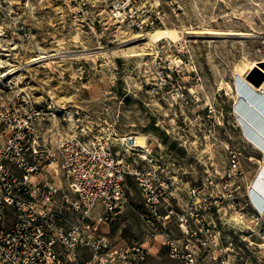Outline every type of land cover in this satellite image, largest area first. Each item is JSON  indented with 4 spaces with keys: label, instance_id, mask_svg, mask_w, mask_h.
<instances>
[{
    "label": "rangeland",
    "instance_id": "1",
    "mask_svg": "<svg viewBox=\"0 0 264 264\" xmlns=\"http://www.w3.org/2000/svg\"><path fill=\"white\" fill-rule=\"evenodd\" d=\"M82 1L87 7L78 12ZM148 9L162 14L153 29L168 30L138 39L153 29L142 34L111 21L102 0H0V75L16 70L0 77V88L8 98L24 97L26 108L44 110L40 128L46 140L67 138L79 127L90 137L110 136L120 114L118 131L148 137L182 189L209 176L221 181L236 153L245 195L264 155L239 122L238 82L241 68L248 70L253 61L258 67L246 78L257 85L264 77V0H149ZM214 31L244 35L209 34ZM131 45L153 54L107 55ZM43 55L48 58L31 61ZM128 190L130 206L117 224L103 229L114 241L144 242L147 233L136 211L143 206L141 191L132 179ZM225 211L213 217L223 246L235 255L231 264H264L263 241L252 231L251 216L239 223L234 218L240 214ZM149 264L176 262L162 249Z\"/></svg>",
    "mask_w": 264,
    "mask_h": 264
},
{
    "label": "built area",
    "instance_id": "2",
    "mask_svg": "<svg viewBox=\"0 0 264 264\" xmlns=\"http://www.w3.org/2000/svg\"><path fill=\"white\" fill-rule=\"evenodd\" d=\"M102 1L111 21L132 32L147 33L163 21L161 11L152 15L149 0ZM77 7L81 12L87 3ZM24 102L0 88V264H149L162 249L176 264H231L235 255L223 246L213 217L229 209L251 216L264 249V211L253 202L252 186L243 195L238 154L221 181L209 176L182 189L148 137L142 146L137 135L118 131L120 114L110 136L90 137L79 127L67 138L46 140L44 110ZM128 179L143 198L136 211L144 242L114 241L103 229L130 206Z\"/></svg>",
    "mask_w": 264,
    "mask_h": 264
},
{
    "label": "bare ground",
    "instance_id": "3",
    "mask_svg": "<svg viewBox=\"0 0 264 264\" xmlns=\"http://www.w3.org/2000/svg\"><path fill=\"white\" fill-rule=\"evenodd\" d=\"M112 23V22H111ZM118 27V26H117ZM120 28V27H119ZM121 29V28H120ZM165 30H168V27H158L153 29L151 32H149L145 37H142L140 35H135L134 38H149V35L151 33H156L158 31L164 32ZM188 34H198L201 35L203 33L201 32H193L190 31ZM209 34L211 35H223V36H230V35H237V36H243L244 33L242 32H210ZM161 41L157 40L155 43ZM212 42V41H211ZM148 44V43H146ZM153 53L151 52H146V48H144L141 45H131L127 48L119 49L114 51L111 55L107 54L110 58L113 56H122L125 58H142V57H147L152 55ZM48 57L46 56H41L39 58L33 59L31 61H42L44 59H47ZM248 61V60H247ZM3 61L0 60V64H2ZM264 63V61H262ZM259 62L253 61L248 65V70H245L241 68V74H239L240 81L238 82V88H240V91L242 90V93L237 97L238 99L240 98V101H238L239 109H240V114L238 115L239 122L244 128V135L247 136V139L250 140V142L254 145V147L259 150L263 155H264V83L262 85H255L252 82H250L246 78V74L250 70H254L258 67ZM3 67V66H1ZM260 68V67H259ZM243 69V70H242ZM260 70H262L260 68ZM16 72V70H10L8 71L4 76L1 74L0 77H6L9 76L10 74ZM237 73V72H236ZM224 83V82H223ZM227 85V84H226ZM221 90L225 89V86H221ZM220 89V88H219ZM228 92L230 94L234 93L233 87L229 84L227 85ZM239 91V92H240ZM229 94V95H230ZM233 96V95H232ZM236 98V100H237ZM237 109V108H236ZM245 136V137H246ZM146 141V136H138L137 142L138 144L144 146ZM262 165L260 167L259 173L255 180L252 183L251 189L252 191V199L255 202V204L263 209L264 208V160L261 162ZM244 219L243 216L239 215V217H235L234 220L239 223H244L245 221H242ZM253 242V241H252Z\"/></svg>",
    "mask_w": 264,
    "mask_h": 264
},
{
    "label": "water",
    "instance_id": "4",
    "mask_svg": "<svg viewBox=\"0 0 264 264\" xmlns=\"http://www.w3.org/2000/svg\"><path fill=\"white\" fill-rule=\"evenodd\" d=\"M264 82V77L262 79H260L259 81H257V85H261Z\"/></svg>",
    "mask_w": 264,
    "mask_h": 264
},
{
    "label": "crops",
    "instance_id": "5",
    "mask_svg": "<svg viewBox=\"0 0 264 264\" xmlns=\"http://www.w3.org/2000/svg\"><path fill=\"white\" fill-rule=\"evenodd\" d=\"M253 202H254V201H253ZM254 204H255V202H254ZM255 206H256L258 209H260L261 211H264V208L261 209V208H259L256 204H255Z\"/></svg>",
    "mask_w": 264,
    "mask_h": 264
}]
</instances>
